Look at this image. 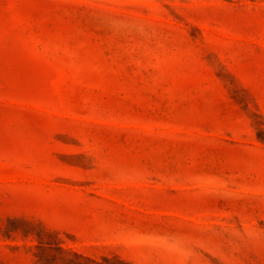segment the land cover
<instances>
[{
	"label": "rangeland",
	"instance_id": "rangeland-1",
	"mask_svg": "<svg viewBox=\"0 0 264 264\" xmlns=\"http://www.w3.org/2000/svg\"><path fill=\"white\" fill-rule=\"evenodd\" d=\"M0 264H264V0H0Z\"/></svg>",
	"mask_w": 264,
	"mask_h": 264
}]
</instances>
